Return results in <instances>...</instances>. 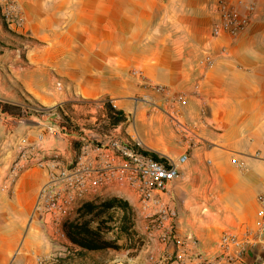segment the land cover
Returning a JSON list of instances; mask_svg holds the SVG:
<instances>
[{"label": "crops", "instance_id": "crops-1", "mask_svg": "<svg viewBox=\"0 0 264 264\" xmlns=\"http://www.w3.org/2000/svg\"><path fill=\"white\" fill-rule=\"evenodd\" d=\"M216 1H48L32 17V44L5 38L0 46V264H42L54 255L55 229L71 247L62 224L74 219L83 202L122 194L114 180H97L96 170L113 158L105 150L109 140L72 158L77 151L70 139L92 132L86 122L93 117L71 118L83 133L51 131V118L24 107L30 102L47 110L63 105L67 114L70 104L78 107L69 103L72 97L112 98L126 120L111 133L171 157L184 147L174 141L170 122L148 114L137 96L167 110L178 108L197 124L201 142L167 193L158 195L178 213L173 221L160 218L156 230L173 233L177 263L227 264L219 248L223 233L243 236L244 230L257 228V195L264 189V160L257 156L264 151V0H244L255 10L236 38L211 36ZM206 54L214 59L211 67L199 64ZM135 69L168 92L142 87ZM178 94L184 95L179 106L174 103ZM4 105L16 109L4 111ZM233 153L246 164L244 171L231 163ZM14 165L19 166L15 175ZM63 172L72 179L84 177L85 189L76 192ZM120 186L129 189L128 197L140 199L132 187ZM43 188L54 202L44 198ZM148 212L156 214L153 206ZM262 260L264 242L246 246L244 264Z\"/></svg>", "mask_w": 264, "mask_h": 264}, {"label": "built area", "instance_id": "built-area-1", "mask_svg": "<svg viewBox=\"0 0 264 264\" xmlns=\"http://www.w3.org/2000/svg\"><path fill=\"white\" fill-rule=\"evenodd\" d=\"M254 10V5L244 0H217L213 10L214 20L211 25V36L214 38L221 36L236 38L249 27ZM223 52H225V49ZM213 63L214 59L207 54L199 60V64L206 67H211ZM132 74L139 79L142 86L150 88L158 93L168 92L166 86L149 83L142 70L135 69L132 71ZM57 85H60V83H57ZM104 101H108L114 108H117L114 99L109 98ZM183 102V94H178L174 98V103L178 106ZM62 106L63 105H59V108L63 112ZM54 110L55 109L48 110L46 114L42 115L51 118L52 127L49 129H51V131H53V128L60 129L64 132L69 131L64 112L61 114ZM171 112L172 114L169 115L178 128L177 136L179 137V142H183V140L186 141L187 133L192 132L190 129L192 126L190 127L187 122L183 121L181 113L178 110L173 108ZM198 138L200 139L199 136ZM110 149L112 153H117L116 160H114L113 156L111 161L107 163L105 169L97 171L98 182L105 184L114 180V178L124 180L136 190L144 209H150V207L153 206L156 215L159 216L161 220L162 218L169 221L175 220L178 215L177 210L169 207L158 195L167 193V185L174 182L179 177L180 168L188 161L190 154L184 152L178 157H171L155 152L140 143L129 140L121 141L117 136L115 139L114 136L109 139L105 150L107 151ZM151 153L156 154L157 158H154ZM257 156L264 160V151L257 153ZM231 163L236 165L241 171L246 169V164L238 159L237 154H232ZM18 170L19 166L14 165L11 168V173L15 175ZM62 174L68 180L70 187L74 188V184H76L78 188H83L85 186L84 177L72 179L70 175H66L64 172ZM42 194L45 199L54 202V196L47 188L42 189ZM257 205L258 218L257 228L255 230L246 229L244 230L243 236L234 233H225L222 235L219 248L226 254L225 259L227 264H244L246 246L253 244L256 240L264 242V189L257 195ZM170 235L172 234L162 235V239L166 241ZM258 264H264V260Z\"/></svg>", "mask_w": 264, "mask_h": 264}, {"label": "rangeland", "instance_id": "rangeland-1", "mask_svg": "<svg viewBox=\"0 0 264 264\" xmlns=\"http://www.w3.org/2000/svg\"><path fill=\"white\" fill-rule=\"evenodd\" d=\"M48 1H54L53 3L55 4L59 3L58 0H0V46L5 45L4 40L7 36H10L12 38L17 37V39H21L26 45L32 44L33 39L31 37V30L32 26L34 28V26L36 25L35 23H32V17L36 15L35 10L38 8V6H42L43 8V6L45 7L48 3H50ZM39 41L43 42L40 39ZM12 42H14V39H12ZM137 100H141L146 103V106L148 108V114H159L161 115V117H165L170 122L174 141H178V143H180V145L184 147L182 153H191V149L196 144L201 142L198 138L197 124L190 120H187L184 117L183 113L180 111V109L175 108L181 113L183 121L187 122L190 127L192 126L190 128L192 132L187 133L186 141L183 140V142H179V137L177 136L178 128L175 125V122L172 117L169 115L172 114V110H167V108H163V106L160 107L159 103H154L153 99H151L150 97L147 98L146 96L138 95ZM90 101H93L95 103L88 102V100L84 98L72 97L69 103L77 104L78 107L76 109H71L70 104L68 106L70 111L69 113H71L72 110H75L76 112L72 115H70L69 113L64 114L65 120L67 121L69 126L68 132H77V134L83 132L78 131L79 127L71 118H74L75 120V118L77 117L87 119L93 117V119H90V121L86 122V126L93 129L92 132H88L86 135L82 136L84 137V139L80 138L79 135H76V137L70 139L72 146L77 151L75 157H72L74 161L75 159H78L80 155H86V146H90L91 148H102L103 144L107 140H109L113 136L115 139V137L117 136L115 131L114 133H111L112 127L109 125L106 116L105 104L109 102H105L104 99H95ZM100 103H102V105ZM23 105L25 108L29 107L30 112L33 115L37 116H42L48 111V108H46L45 106H41L31 102L24 103ZM99 106L102 109H100ZM163 109H165L167 112H165ZM54 111L63 114L59 107L56 108ZM131 121L132 119L129 123H127V125L130 124ZM109 152L112 153V150L110 149ZM112 156H114V160H116L117 153H112ZM116 183H119L120 185H126L131 188V186L126 181L114 178V184ZM74 185L75 186L73 189L76 192H79L80 190L77 189V185ZM120 185H118L117 188L118 190H120V192H122V194L117 197L127 200L132 206L136 215L134 226V230L136 232V235L134 236V240H136L135 246L133 248L123 247L119 250L109 249L99 252L80 253L77 249L73 248L72 246H66V244L62 242V237H60L59 235L60 230L55 229L53 231V234L56 238V248L54 250V255L52 258L47 259V261H43L42 264H71L70 262H68L69 257L71 258V261L73 260L74 262V258H78L82 255H90V257L87 260H77L75 261V264H180L177 263V243L172 237L173 233L169 236V238L166 239V241H164L162 239V235L156 232V230L158 229L157 225L160 224V218L156 214L152 215L153 213L150 216V212H148V209L143 208V204L141 203L137 195H135L136 197H128L126 192L129 189ZM85 186L83 188L80 187L79 189H85ZM109 198L111 197L104 198L103 200ZM74 216H76V214H74ZM153 219L154 221H151ZM111 224L112 223H107V226ZM152 224H155L156 227L152 228ZM225 233H234L239 235L237 232L234 231H227L223 234ZM108 236L114 237L112 233H108ZM119 243L123 244L124 240H121ZM133 243L134 242H132L131 244ZM200 264L207 263L203 261Z\"/></svg>", "mask_w": 264, "mask_h": 264}, {"label": "trees", "instance_id": "trees-1", "mask_svg": "<svg viewBox=\"0 0 264 264\" xmlns=\"http://www.w3.org/2000/svg\"><path fill=\"white\" fill-rule=\"evenodd\" d=\"M9 106L16 109L15 105ZM11 108L3 106L4 111L9 112ZM105 109L111 127L117 128L126 120L125 113L110 103L105 104ZM151 155L157 158L156 154ZM135 219V212L127 200L117 196L106 200L97 198L83 202L77 208L75 218L62 224V230L71 246L80 253L133 248ZM107 223L112 224L107 226ZM108 233L114 237H109ZM121 240H124L123 244L119 243Z\"/></svg>", "mask_w": 264, "mask_h": 264}]
</instances>
